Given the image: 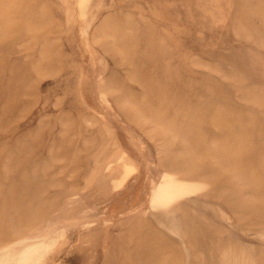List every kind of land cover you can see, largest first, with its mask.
Returning a JSON list of instances; mask_svg holds the SVG:
<instances>
[{
  "label": "rangeland",
  "instance_id": "obj_1",
  "mask_svg": "<svg viewBox=\"0 0 264 264\" xmlns=\"http://www.w3.org/2000/svg\"><path fill=\"white\" fill-rule=\"evenodd\" d=\"M0 264H264V0H0Z\"/></svg>",
  "mask_w": 264,
  "mask_h": 264
}]
</instances>
